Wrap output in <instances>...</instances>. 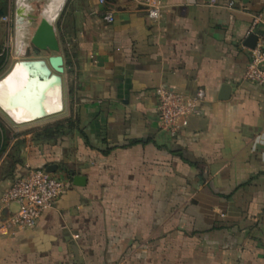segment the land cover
<instances>
[{"label":"crops","instance_id":"obj_1","mask_svg":"<svg viewBox=\"0 0 264 264\" xmlns=\"http://www.w3.org/2000/svg\"><path fill=\"white\" fill-rule=\"evenodd\" d=\"M258 13L264 0H163L157 19L142 0H66L62 106L78 127L46 140L53 122L5 124L0 226L27 165L58 164L70 185L35 226L0 234V264H264V87L244 78ZM159 87L206 93L175 136Z\"/></svg>","mask_w":264,"mask_h":264},{"label":"built area","instance_id":"obj_2","mask_svg":"<svg viewBox=\"0 0 264 264\" xmlns=\"http://www.w3.org/2000/svg\"><path fill=\"white\" fill-rule=\"evenodd\" d=\"M147 7L149 17L157 19L162 12L163 0H142ZM8 14L1 16L7 20ZM109 22L114 20L112 13L106 14ZM259 24L264 25V13L254 16L252 30ZM244 78L264 87V35L259 36L257 44L251 49L249 63ZM160 126L175 136L187 126L191 116L199 112L205 90L197 89L194 93H184L169 87L156 89ZM70 180L50 172L46 168L27 165L24 175L18 177L4 195L5 203H17V209L10 215L8 222L1 224L0 234L8 232L11 225L22 228L35 226L42 215L68 189Z\"/></svg>","mask_w":264,"mask_h":264},{"label":"bare ground","instance_id":"obj_3","mask_svg":"<svg viewBox=\"0 0 264 264\" xmlns=\"http://www.w3.org/2000/svg\"><path fill=\"white\" fill-rule=\"evenodd\" d=\"M66 0H47L44 8L38 13L42 18L54 21L58 18ZM17 17L15 47L19 54L24 55L30 46L29 40L38 26L39 19H33L28 2H21ZM21 8V12H20ZM58 10V11H57ZM43 72L53 76V86L46 94L42 107L37 106L24 90V84L30 71ZM61 77L55 74L49 62L44 60H28L17 64L0 84V97L7 94V99L0 106L10 113L16 121L33 120L45 111L59 109L62 105ZM56 100V102H54Z\"/></svg>","mask_w":264,"mask_h":264},{"label":"water","instance_id":"obj_4","mask_svg":"<svg viewBox=\"0 0 264 264\" xmlns=\"http://www.w3.org/2000/svg\"><path fill=\"white\" fill-rule=\"evenodd\" d=\"M33 0H17V8H16V28H17V17L19 12V7L21 2H28L30 5V14L33 19H39V23L37 28L35 29L32 37L29 40V44H32V50L36 55H41L43 52H49L47 59L50 66L55 71L56 75L62 74L65 70L64 66V56L61 53V43L58 37L57 28L55 25L56 19L52 22L46 18H42L40 14L33 13L34 7L32 5ZM5 14V9L1 5L0 2V15L3 16ZM259 36L255 33L250 34L247 38V44L254 48L257 44ZM30 46L26 50L24 54L27 53ZM53 76L48 75L43 72H36L31 70L27 80L24 84V90L29 95L30 99H32L33 103L37 106L42 107L45 102L46 94L49 92L53 86ZM63 94L62 84H60ZM230 96V87L225 85L222 88L221 98L225 99ZM60 109L45 111L41 116H47L51 113L57 112ZM38 118V117H37ZM50 172H55L59 169L58 164H51L46 168ZM76 184L83 185L85 177L76 175L74 177Z\"/></svg>","mask_w":264,"mask_h":264},{"label":"rangeland","instance_id":"obj_5","mask_svg":"<svg viewBox=\"0 0 264 264\" xmlns=\"http://www.w3.org/2000/svg\"><path fill=\"white\" fill-rule=\"evenodd\" d=\"M47 0H33L32 5L34 7L33 13L38 14L46 5ZM22 3H20V6ZM16 8H17V0H8L6 14L9 15L7 20L0 19V44L1 48L4 51V54L6 56V64L3 68V70L0 72V84L3 81V79L8 76V74L13 70V68L20 64L21 62H25L28 60H44L48 62V55L49 52H43L41 55H36L34 51L32 50V44H30V48L27 51L26 54L21 55L16 50ZM58 11V10H57ZM21 12V8H20ZM61 13V12H60ZM60 15V14H59ZM58 18L55 21V25L58 24ZM62 76V74H60ZM7 99V94L0 97V104H3ZM56 102V100L54 101ZM61 102L63 103V96ZM62 107V105L59 107V109ZM66 115H68V110L65 108V106L58 110L57 112L51 113L47 116H42L35 118L33 120L27 121V122H19L16 121L13 116L8 113L5 109H3L0 106V118L3 120V122L9 127L13 128L16 131H22L25 129H28L32 125H37L39 123H46V122H53L57 123L59 121H63L67 119ZM167 225H170L169 223ZM166 236L168 238V241H180L179 237L176 235L170 236V235H163V237ZM164 240V238H163Z\"/></svg>","mask_w":264,"mask_h":264},{"label":"trees","instance_id":"obj_6","mask_svg":"<svg viewBox=\"0 0 264 264\" xmlns=\"http://www.w3.org/2000/svg\"><path fill=\"white\" fill-rule=\"evenodd\" d=\"M2 2L6 8L7 4H8V0H2ZM5 59H6L5 55L0 56V70L5 65V62H6ZM78 123H79V117L77 115L75 118L71 117V118L65 119L63 121H59V122H57L51 126H45V127L41 128L37 132V136L39 138H42V139L51 140V139H54L55 137L63 134V131L65 129L77 128ZM8 134H9V129H7V127L5 126V123L0 118V151H2L7 144V141H8L7 135Z\"/></svg>","mask_w":264,"mask_h":264}]
</instances>
